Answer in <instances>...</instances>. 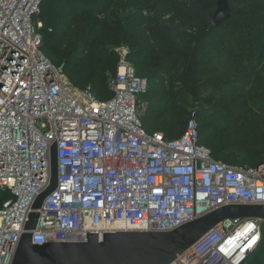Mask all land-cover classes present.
<instances>
[{
	"label": "built area",
	"instance_id": "obj_1",
	"mask_svg": "<svg viewBox=\"0 0 264 264\" xmlns=\"http://www.w3.org/2000/svg\"><path fill=\"white\" fill-rule=\"evenodd\" d=\"M43 1L0 0V191L8 192L0 264H11L31 206L49 184L52 143L57 186L38 210L33 244L169 231L223 205L264 204V166L211 159L198 143L194 112L175 139L142 129L138 98L147 84L126 50L108 80L109 99L75 88L41 51L43 22L34 18ZM259 240L258 219H228L172 264H243Z\"/></svg>",
	"mask_w": 264,
	"mask_h": 264
},
{
	"label": "trees",
	"instance_id": "obj_2",
	"mask_svg": "<svg viewBox=\"0 0 264 264\" xmlns=\"http://www.w3.org/2000/svg\"><path fill=\"white\" fill-rule=\"evenodd\" d=\"M227 1L230 17L215 26L216 0H44L41 51L103 101L125 48L147 84L138 98L145 132L178 138L194 112L211 159L256 169L264 166V0ZM6 199L0 191V205ZM243 264H264V223Z\"/></svg>",
	"mask_w": 264,
	"mask_h": 264
},
{
	"label": "water",
	"instance_id": "obj_3",
	"mask_svg": "<svg viewBox=\"0 0 264 264\" xmlns=\"http://www.w3.org/2000/svg\"><path fill=\"white\" fill-rule=\"evenodd\" d=\"M230 17L227 0H216L213 25ZM49 184L35 198L11 264H172L203 236L228 219L255 218L264 223V204H227L169 231L86 233L83 242L33 244L43 200L57 186V147L50 146Z\"/></svg>",
	"mask_w": 264,
	"mask_h": 264
},
{
	"label": "rangeland",
	"instance_id": "obj_4",
	"mask_svg": "<svg viewBox=\"0 0 264 264\" xmlns=\"http://www.w3.org/2000/svg\"><path fill=\"white\" fill-rule=\"evenodd\" d=\"M36 19H39V17L34 18V21H35ZM39 20H40V19H39ZM123 49L126 50L125 48H121L120 50H117V51H118V52H117V53H118V60L120 59L119 54L121 53V51H122ZM138 105L140 106V114H141L142 111H143V109L145 108V102L139 100V101H138Z\"/></svg>",
	"mask_w": 264,
	"mask_h": 264
},
{
	"label": "snow or ice",
	"instance_id": "obj_5",
	"mask_svg": "<svg viewBox=\"0 0 264 264\" xmlns=\"http://www.w3.org/2000/svg\"><path fill=\"white\" fill-rule=\"evenodd\" d=\"M255 241H253V243H254Z\"/></svg>",
	"mask_w": 264,
	"mask_h": 264
}]
</instances>
